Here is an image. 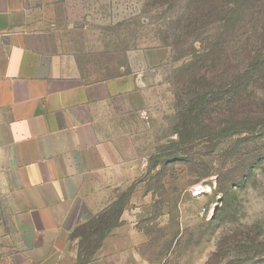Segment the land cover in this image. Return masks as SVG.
Returning a JSON list of instances; mask_svg holds the SVG:
<instances>
[{"label":"crops","instance_id":"1","mask_svg":"<svg viewBox=\"0 0 264 264\" xmlns=\"http://www.w3.org/2000/svg\"><path fill=\"white\" fill-rule=\"evenodd\" d=\"M58 1L0 0V264H155L142 251L166 216L144 212L154 200L131 181L127 145L141 77L91 74L56 22Z\"/></svg>","mask_w":264,"mask_h":264},{"label":"rangeland","instance_id":"2","mask_svg":"<svg viewBox=\"0 0 264 264\" xmlns=\"http://www.w3.org/2000/svg\"><path fill=\"white\" fill-rule=\"evenodd\" d=\"M186 1L59 0L56 22L91 74L141 77L144 106L139 120H131L127 142L130 176L152 189L148 194L156 204H147L144 212L166 216L161 226H149L142 254L155 264H264V160L237 178L240 167L228 155L240 148L234 142L238 137L194 148L189 165L151 171L163 144L178 141L174 131L180 122L205 123L214 117L211 105L192 111L193 79L181 70L191 58L187 54L205 46L204 38L193 42L190 36L187 26L196 15L187 11ZM159 48L167 56L148 67L145 55ZM228 119L232 126L240 121L234 111Z\"/></svg>","mask_w":264,"mask_h":264},{"label":"trees","instance_id":"3","mask_svg":"<svg viewBox=\"0 0 264 264\" xmlns=\"http://www.w3.org/2000/svg\"><path fill=\"white\" fill-rule=\"evenodd\" d=\"M185 4L187 11L196 15L187 26L193 42L204 38L205 43L204 47L194 48L187 54L191 58L181 69L193 79L191 93L195 94L190 101L191 109L202 112L211 105L214 117L205 123L180 122L174 131L178 141L163 144L151 171L158 168L157 172L162 173L173 163L189 165L193 162L190 153L194 148L224 144L238 137L240 140L234 142L239 143L240 148L228 156L240 167L236 177L241 179L246 176V169L259 166L264 160V0H187ZM197 17L203 19L201 25ZM233 111L240 119L234 126L228 119ZM189 130L194 135L186 139L184 136ZM249 134L253 137L251 140L240 138ZM248 144H254V149L247 151ZM176 154L187 156L188 160L178 159ZM142 181L145 182L144 193L148 194L152 189L144 179ZM134 188L132 185L123 194L122 201L125 202L127 194L132 196ZM121 209V203L113 209L112 223L115 224ZM159 216L160 213L152 215L154 219ZM92 226L82 237L80 254L85 260L94 253L89 250V235L94 233ZM103 237L98 230L97 241Z\"/></svg>","mask_w":264,"mask_h":264}]
</instances>
